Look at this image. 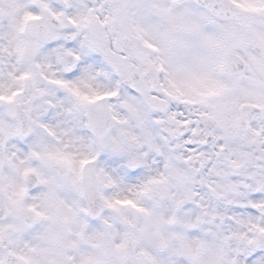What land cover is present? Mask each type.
I'll return each instance as SVG.
<instances>
[{"label": "clouds", "instance_id": "1", "mask_svg": "<svg viewBox=\"0 0 264 264\" xmlns=\"http://www.w3.org/2000/svg\"><path fill=\"white\" fill-rule=\"evenodd\" d=\"M253 252L264 0H0L3 264Z\"/></svg>", "mask_w": 264, "mask_h": 264}, {"label": "snow or ice", "instance_id": "2", "mask_svg": "<svg viewBox=\"0 0 264 264\" xmlns=\"http://www.w3.org/2000/svg\"><path fill=\"white\" fill-rule=\"evenodd\" d=\"M223 88H224V85L220 84L219 82H213L211 85H209V91L211 93H217L219 91H222ZM121 203H132V202L122 201ZM0 264H3V262L0 261ZM81 264H91V261L88 258H84L81 261ZM250 264H264V255L257 256L255 252L251 253Z\"/></svg>", "mask_w": 264, "mask_h": 264}]
</instances>
